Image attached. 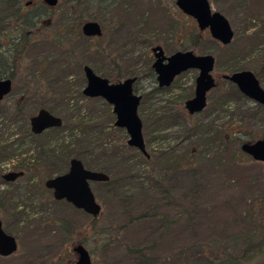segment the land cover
<instances>
[{
	"label": "rangeland",
	"instance_id": "374dc122",
	"mask_svg": "<svg viewBox=\"0 0 264 264\" xmlns=\"http://www.w3.org/2000/svg\"><path fill=\"white\" fill-rule=\"evenodd\" d=\"M207 1L211 12H218L228 21L233 50L243 71L257 72L264 88V45L248 49L247 38L253 28L244 32L247 18L254 14L249 22L259 25L256 15L262 14L264 0L254 5H237L234 0ZM28 2L24 0V4ZM51 10L53 13L43 25L47 30H54L64 20L80 33L82 23L94 21L102 37L99 42L93 38L86 43L78 34L63 33L58 36L62 44L58 48L46 44L27 50L9 94L0 102V110H10L28 98L24 119L9 123L0 117V143L12 144L11 151L3 153L0 177L22 172L13 182L0 178L2 228L15 237L17 244L14 253L0 257V264H74L76 254L72 248L77 244L88 251L90 264H133L137 259L135 251L152 260L151 264H179L192 258L198 246L224 248L237 257L246 235L254 243L261 242L264 164L236 152L237 144L224 148L218 141L205 142V147L202 140L205 125L213 132L233 130L229 124L237 120L244 123V134L259 138L264 134V111L254 117L245 114L252 111L253 102L230 100L221 112L189 116L183 103L193 94L196 71L182 73L164 91L156 87L155 78L142 74L144 64L150 65L153 60L152 47L159 46L169 56L185 46L195 55L214 58L218 67L211 75L224 93L228 82L220 76L228 74V65L226 58H218L223 46L213 41L206 30L198 31L194 21L175 8L174 0H57ZM196 32H200L198 47H189L188 36ZM92 43L99 44L96 55ZM106 56L120 67L134 70L139 77L134 92L145 96L137 116L148 158L125 144L128 137L124 130L113 127L110 106L81 95V66H88L101 77L102 73L112 72ZM40 61L42 69L38 71ZM59 70L68 74L67 105L53 101L54 93L60 94L61 90L48 83ZM214 89L206 96L207 108L217 94ZM40 100L65 118L66 126L73 130L31 137L28 119L37 112ZM170 114L175 116L172 123L158 127L154 124L156 119ZM82 118L86 123L78 124ZM212 135L210 131L207 136ZM71 149H84L87 166L93 171H105L115 181L112 190L102 183L90 184L100 206L96 218L53 200L51 191L44 187L47 179L66 172L70 157L60 160ZM49 150L55 159L59 158L58 165L43 167L41 152ZM156 156L158 161L154 160ZM123 159L127 163L120 167ZM249 214L261 231L248 223ZM263 245L264 242L260 247ZM261 251L252 257L251 264L264 260V248Z\"/></svg>",
	"mask_w": 264,
	"mask_h": 264
},
{
	"label": "water",
	"instance_id": "95a60500",
	"mask_svg": "<svg viewBox=\"0 0 264 264\" xmlns=\"http://www.w3.org/2000/svg\"><path fill=\"white\" fill-rule=\"evenodd\" d=\"M46 7L53 8L57 0H40ZM25 5H29L25 3ZM175 8L184 16L192 19L198 31H207L210 38L227 46L233 38V32L228 21L218 12H211L207 0H174ZM80 33L85 38H99L101 28L94 21L81 24ZM153 61L150 68L154 74L156 87L167 88L173 80L188 70H194V88L191 98L183 103L187 115H195L204 110L208 92L216 87V81L211 75L214 68V58L211 55H195L189 50L176 51L165 56L159 46L150 49ZM84 87L81 95L88 99L98 98L111 107L114 116L113 127L122 129L127 135L125 144L137 150L148 158L144 150L141 134V122L137 116L141 96L135 94L133 85L135 78H125L116 83H109L93 73L86 65L81 68ZM221 79L233 85L247 100L264 107V89L260 86L254 74L249 71H238L221 75ZM11 81L0 79V102L9 94ZM62 122L44 109H39L28 119L29 131L32 135H40L46 130L59 128ZM239 151L252 161L264 164V134L252 142L242 143ZM22 176V172H8L1 175L3 182H13ZM108 176L102 172L85 169L82 163L74 158L68 161L65 173L56 175L44 182V187L51 191L53 200L63 201L73 209L96 218L100 206L96 202L90 188L92 183H105ZM16 239L2 228L0 220V257H7L16 250ZM76 254L74 264H90V255L82 244L72 248Z\"/></svg>",
	"mask_w": 264,
	"mask_h": 264
},
{
	"label": "trees",
	"instance_id": "16d2710c",
	"mask_svg": "<svg viewBox=\"0 0 264 264\" xmlns=\"http://www.w3.org/2000/svg\"><path fill=\"white\" fill-rule=\"evenodd\" d=\"M258 1L259 0H234L235 4L237 5H246V4L254 5L253 3H256ZM51 9L52 8L46 7L44 4H42L40 0H29V5L27 6L24 4V0H0V47L3 46V50L2 52H0V79H9L11 81V86L14 84V79L19 74L18 64L22 60L23 54L27 50L33 47H36L38 45L45 46L46 44L51 45L54 48H58L62 46L61 42L58 39V36L63 33H69L72 36L73 35L75 36V34H78L80 39L85 41L86 43H89L93 39V38H84L78 32V28L73 29L72 27L69 26V23H65L64 20H63L64 23L61 22V24L59 26L57 25L54 30H47L48 27L44 28L43 26L45 25L44 21H48L49 19L46 17H48L50 14L53 13ZM261 12H262L261 15L260 14L256 15V16H259L256 19L260 20L258 26L252 25L249 22L255 14L252 17L247 18L248 22H247V25L245 26L244 32L247 31L249 28H253L251 33H249V37L247 38L249 39L247 42V45H248L247 48L250 50L254 48L257 49L259 46L264 45V8L261 9ZM71 30H74V32H72ZM101 37L102 35L99 38H95V41L99 42ZM198 37L200 38V32L190 33L188 36L187 45H189V47L197 48L198 47L197 44L199 42ZM36 39H38V41H36ZM54 40L56 41L55 43H54ZM90 46L93 49V55H96L99 53L98 52L99 44L92 43L90 44ZM181 47L183 48V50L181 51H184L187 49L185 46H181ZM221 53L223 54L219 55L218 58L222 56L226 58L225 63L228 65V68H227L228 74L244 70L243 67L240 66L239 60L236 58L237 56L235 54V51L233 50L232 41L230 42L229 45L222 47ZM105 58L109 60V64L111 65L112 72L107 73V74L102 73L101 77L105 79H109V80L111 79L112 82H118L119 80L133 77L136 79L133 85V91H134L135 84L139 80L137 73L134 70L127 69L126 67H125L126 69L120 67L118 63H116L114 60L109 59L107 56ZM218 58L216 61L220 63ZM42 63L43 62L40 61L36 65L38 68V71L42 69L41 67ZM50 63L53 64L52 62ZM216 64L217 63L214 64L215 68L218 67ZM79 65L81 64H78V67ZM142 74H143V77H147L150 79L155 78L150 68V65L148 63L144 64V69H143ZM253 74L260 84V80L262 79L260 75L257 74V72H254ZM67 79H68V74L64 70H61L58 74H55L54 76L50 78L48 83L53 86L50 85L49 87L53 88L54 85H56L57 88H60L61 90L59 92L60 94L54 93V95L52 96V98L54 99L53 101H57L60 104L61 103H64L65 105L68 104L69 84L67 82ZM220 79H221V76H220ZM219 87L220 86H218L216 82V87L214 91L217 94L215 98L213 99L212 104H210L209 108L205 106L206 108H204V110L201 112H204V113L207 112L208 114L213 113V112H218V111L221 112L228 105L230 100L232 101H246L247 100L230 83H228V86L225 90L226 92L224 93L220 92ZM161 89H160L161 91L165 90V88H161ZM144 97L145 96H143L142 94L141 96L142 100H140L139 105L143 103ZM27 99L28 98L25 97L24 101H22L19 104H15V106H12L10 110H6V109L0 110V117L4 118V120L6 119L7 121H9V123L14 122L16 119H24L27 113L26 107H25ZM95 100L98 101L99 99L98 98L93 99L92 101H95ZM37 109L38 110L44 109L48 111L50 114H52L53 116L59 117L54 112L53 109L46 107V104H44L43 101L41 100L37 102ZM78 109L79 108L77 107V111ZM251 110L252 111L250 113L249 111H246L245 114L254 116L264 111V107L253 103V108ZM236 112L238 113V109L236 110ZM60 119H61L62 124L59 128L49 129V130L44 131L41 134H44L45 132L58 133L64 130H69V131L73 130L72 128L66 126L67 120L65 118L64 120L62 118ZM174 119H175V116L170 114L164 118L156 119V121H154V124L158 127L161 124L172 123ZM69 120L71 121L70 118ZM77 123L85 124L86 122L82 118V119H79ZM229 125H232L233 130H229V128H225L217 132L216 131L213 132V129L211 130L208 124L205 125L204 126L205 129L203 130V135H205V137H203V140H202L203 145L206 147L205 142L214 143L218 141L223 145L224 148H229L233 144H237V146H239L242 143L252 142L258 139V138L256 139L252 138L248 134H244L243 132L244 123L241 120L234 121L233 123ZM210 131L214 135L208 137L207 135H209ZM29 135L34 138L40 136V135L34 136L30 132H29ZM11 146L12 144H6V143L1 144L0 143V162L5 159V154L3 153L7 151L9 152L11 151V148H12ZM80 147L83 148V145H80ZM77 148H79V146ZM235 151L240 152L239 149H236ZM41 154L44 157V161H42V164H41L43 167H51L54 165H58L59 158L55 159V157L53 156V151L51 150L44 151L43 153L41 152ZM66 157H70V159L74 158V159L79 160L85 169L92 170V171L94 170L88 167L84 161L86 158V151L84 149H81L79 151L76 149L69 150L66 154L62 155L60 162H64V160H66ZM154 160L158 161L159 158L156 156ZM126 163H127V160L123 159L119 165L120 167H122V165H125ZM102 173L108 176L105 171H102ZM114 184H115V181L111 179L109 176H108V181L105 183H102L104 187H107V189H111V190ZM141 218H143V216H140V219ZM248 223L251 224L252 227L254 226L259 231H261V228L258 222L252 219L251 214H249ZM244 238H245V241L243 239L242 252L237 257L230 255L224 248L223 249H220V248L203 249L202 247L198 246L197 248H194V256L192 258L186 260L185 263H179V264H241L242 262L245 263L247 261H248V264H251L250 261L252 257L253 256L255 257V255L257 254H261L262 252L261 249L264 248V245L262 246V248L260 246L264 242V238H262L261 239L262 241L258 243H254L251 237L248 235H246ZM135 252L137 255V259L133 261V264H151L152 263V260H149L148 258L143 257L140 254V251H135ZM169 264H177V263L170 262ZM254 264H264V260H261Z\"/></svg>",
	"mask_w": 264,
	"mask_h": 264
},
{
	"label": "flooded vegetation",
	"instance_id": "af4514ba",
	"mask_svg": "<svg viewBox=\"0 0 264 264\" xmlns=\"http://www.w3.org/2000/svg\"><path fill=\"white\" fill-rule=\"evenodd\" d=\"M152 61H153V60H152ZM151 63H152V62H151ZM181 74H182V73H181ZM181 74H180V75H181ZM177 77H178V76H177ZM173 81H174V80H173ZM160 89H161V88H160ZM34 136H35V135H34ZM36 136H38V135H36Z\"/></svg>",
	"mask_w": 264,
	"mask_h": 264
}]
</instances>
